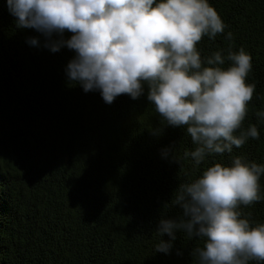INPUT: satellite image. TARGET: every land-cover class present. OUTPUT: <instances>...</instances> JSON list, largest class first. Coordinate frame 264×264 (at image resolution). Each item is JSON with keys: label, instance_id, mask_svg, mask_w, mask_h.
<instances>
[{"label": "trees", "instance_id": "trees-1", "mask_svg": "<svg viewBox=\"0 0 264 264\" xmlns=\"http://www.w3.org/2000/svg\"><path fill=\"white\" fill-rule=\"evenodd\" d=\"M209 2L227 27L198 50L250 53L255 91L242 128L255 125L260 137L195 165L184 157L193 150L186 130L166 125L147 89L111 104L85 92L66 74L74 51L43 47L0 0V264H194L191 250L202 241L182 232L168 253L154 252L160 217L180 213L170 204L175 189L237 155L264 164V120L256 116L264 110V0ZM33 36L40 46L27 42ZM155 128L163 131L152 135ZM171 145L177 161L162 154ZM260 183L264 192V175ZM241 210L264 223V200Z\"/></svg>", "mask_w": 264, "mask_h": 264}, {"label": "clouds", "instance_id": "clouds-1", "mask_svg": "<svg viewBox=\"0 0 264 264\" xmlns=\"http://www.w3.org/2000/svg\"><path fill=\"white\" fill-rule=\"evenodd\" d=\"M18 28L34 29L43 47L74 51L66 74L85 92L99 91L111 104L121 95L145 96L167 126L184 128L193 145L184 157L200 165L212 154H231L249 138L245 130L255 85L247 82L252 57L231 45L202 57L198 44L223 34L227 25L209 0H7ZM71 35L66 37L65 33ZM226 39H232L228 32ZM27 42L40 46L39 37ZM227 62V66L225 64ZM256 116L264 120V110ZM162 128L150 129L158 136ZM238 133V134H237ZM174 145L163 156L176 160ZM264 164L244 155L230 164L216 162L178 185L170 200L180 213L162 215L154 252L168 253L182 232L201 245L191 250L194 264H249L264 261V223L250 219L241 206L264 200ZM167 206V204L165 205ZM167 235L168 240L163 237Z\"/></svg>", "mask_w": 264, "mask_h": 264}]
</instances>
